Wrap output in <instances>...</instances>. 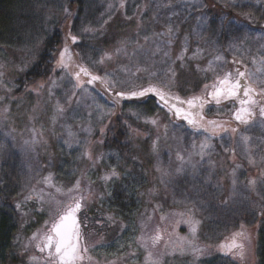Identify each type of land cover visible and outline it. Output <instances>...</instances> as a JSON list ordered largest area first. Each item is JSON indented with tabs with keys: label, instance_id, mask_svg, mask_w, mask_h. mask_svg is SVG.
<instances>
[{
	"label": "rangeland",
	"instance_id": "374dc122",
	"mask_svg": "<svg viewBox=\"0 0 264 264\" xmlns=\"http://www.w3.org/2000/svg\"><path fill=\"white\" fill-rule=\"evenodd\" d=\"M94 1L100 8L80 32L109 38L94 52L77 47L93 36L73 34L66 0H31L33 39L0 46V216L16 224L0 264H58L38 243L77 201L87 249L77 264H257L264 120L251 107L264 102V20L221 16L224 35L211 37L202 6L264 0ZM57 23L66 34L52 72L19 91ZM244 68L256 97L244 104L254 114L240 120L232 102L207 96L221 86L227 93ZM87 70L113 89L139 93L152 83L164 99L116 107Z\"/></svg>",
	"mask_w": 264,
	"mask_h": 264
},
{
	"label": "trees",
	"instance_id": "16d2710c",
	"mask_svg": "<svg viewBox=\"0 0 264 264\" xmlns=\"http://www.w3.org/2000/svg\"><path fill=\"white\" fill-rule=\"evenodd\" d=\"M66 1H67L68 16L72 20L70 29L73 31V34L83 40L88 36H93L92 38L93 41L87 44L77 43V47L81 48V46H84V48L82 49L87 48L88 51L94 52V47L96 45H101L99 43L100 38H102L103 43L108 41L109 38L108 37L106 38V34L102 35L101 37L95 36L96 34L95 35L94 34H88V35L82 34L80 32V26L90 21L91 19L94 18V16H96V11L98 10L99 4L96 5L94 0H66ZM210 6L211 8L208 9L207 6L204 5L202 6V9L207 11L205 12L207 13L209 17V22H208L209 28L206 33H209L211 37H221L222 35H224L223 31H224L225 22L223 23L221 20H220L221 22L219 21V18L221 16H224L222 18H226L225 16H229L230 18L232 17L233 20H235V23H237V20L242 21V22H247L246 21L247 14L250 15L253 19H255L253 20L254 22L251 20L252 23L249 21L248 22L249 24H254L256 22L259 23L260 21L264 20V4L261 5L260 2H257L256 4L253 2L235 3V4H232L231 7H228L230 6V4H228L227 6L220 4V7L215 6L213 4H211ZM30 7H31V0H0V46L6 45V44L7 45L13 44V46L16 45L15 47L20 48V44L23 43L24 40H26L28 37L29 39H33L34 37L33 28H29V26L27 25L28 21H30L29 20L30 15L28 12ZM215 7H217L216 11L213 10V8ZM239 11H242L244 13L239 12ZM236 14L239 16L238 17L239 19L237 20L236 18H234L235 16H237ZM186 20H189V19H186ZM61 24L62 23H57L53 27V29L48 34H46V36L44 37V40L42 41V44L39 50L37 51L36 59H32V62L30 63L29 67H27V69L24 72L23 79L21 78L22 84L19 88V91L22 89L24 85L23 83L35 81L41 77H45L49 75L52 72L53 65L58 58L59 46L62 42V39L64 38L66 34ZM183 25L187 26L188 25L187 21H184ZM164 32L165 30H163L161 33H164ZM218 32H221V34H219ZM231 60H235V59H231ZM77 62L79 63V61ZM233 69H236V67L232 69H228L226 72L234 74L235 72L232 71ZM241 72L245 73V76L238 77L237 79H233L232 84L228 87L229 90L232 88V85L235 84L237 80L240 81L241 85H247V86L251 85V81L247 75V68H244L243 70H241ZM98 76L99 75L97 73L96 74L91 73L89 70L85 72V77H87L88 83L89 82L91 83V87L97 90H102L103 93L107 96L108 102L110 104H113L116 107L118 106L121 107L131 102L134 103L135 101L139 102V104H142V105L146 104V106H151L153 101H154V104H155V101H157V95H159L157 94V92L147 93L143 97L133 96L132 93L137 91L136 88L134 91H131V92L127 89L125 90L113 89L109 85H106L105 83H103L102 79L101 80L99 79L100 80L99 81L97 79ZM94 77L96 79H94ZM193 81H194L193 87H197L200 84L199 78L197 79V77L195 78V76L193 78ZM200 81H202V79ZM100 82H102L103 84L100 85ZM149 87H155V86H153L152 83L151 84L149 83L147 86H145V89ZM219 87L220 86H218V88ZM155 88L158 90L159 93L161 94L163 93V91H161L157 87ZM180 89L184 92L186 90L184 86H183L184 90L182 89V87H180ZM219 89H223V92L219 96L216 95L217 89L214 92H208V95H209L207 96L209 98L208 103H211V104L222 103V102H227L230 104L233 103L232 104L233 106H237L236 107L237 115H239L241 119H244V120L247 119V118L245 119V116L248 115L249 117L250 114L251 115L254 114V111H252L251 108L257 107L255 114H257L260 118L264 120V114H262V111H261L263 109L264 102L259 101V98H258V101H259L258 105L253 106L248 110L244 106V104L255 99L256 97L255 94L250 92L247 97L244 96L243 87H242L237 95L230 96L228 95L229 90L226 93L224 87L221 86ZM138 90H140V88H138ZM120 93H123V95H118ZM148 97H150L149 99L151 100L149 104L147 102ZM142 101L145 102V104ZM170 109L173 110V108H170ZM198 114L205 115L204 113H198ZM182 116L183 117H178L179 119L177 120L185 122L188 114L186 112H183ZM119 137L120 138L124 137V133L122 132V130L119 132V134L117 133L115 135L113 134L112 137L111 138L109 137L108 139L117 140ZM114 147L121 148L122 146L116 142L114 143ZM7 177L10 181L13 180V177L9 176L8 174H7ZM9 218L10 217L5 216L3 214L0 216V250H3V251H5L9 247L11 243V239L14 236V233L16 232V224ZM10 222L12 224H10ZM259 241L260 242H259V248H258V263L257 264H264V236L262 240L261 234H259ZM187 258H180V259L185 260ZM180 262L181 261H178V263L176 264L190 263V262H187V263H182V262L180 263ZM199 264H233V262L230 259L226 260L223 258L220 259L218 257H211L209 259L201 261V263Z\"/></svg>",
	"mask_w": 264,
	"mask_h": 264
},
{
	"label": "snow or ice",
	"instance_id": "6c2138e0",
	"mask_svg": "<svg viewBox=\"0 0 264 264\" xmlns=\"http://www.w3.org/2000/svg\"><path fill=\"white\" fill-rule=\"evenodd\" d=\"M75 39V38H74ZM63 56V53H61ZM230 75V74H229ZM240 77H244L245 73H239ZM94 79H96L94 77ZM229 81L227 78L225 81H222L221 83H228ZM243 87V94L244 96H248L249 93L252 91L250 86L247 85H241L240 81L237 80L235 84L232 85V88L229 90L228 95L233 96L237 95L240 91V89ZM150 92H157V94L160 95L161 100L164 99L163 94L159 93L158 90L155 87H149L146 88L139 93H132L133 96H140L143 97L147 93ZM223 92V89H217L216 95L219 96ZM118 95H123V93H120ZM219 102V101H217ZM191 104L192 102L189 101ZM243 103V101H242ZM262 114H264V109L261 110ZM237 119H241V117L238 115L236 117ZM191 123V121H190ZM80 203L79 201L76 202L75 207L68 210V212L60 217V221L53 226V232L55 233V236L57 239L54 241L53 236L47 237V243L46 247H55V254L59 257L60 264H73V262L77 259L82 260L83 256L79 254V225L77 224L75 220V212L79 210ZM70 221L71 226H69L68 222ZM195 229H193L194 231ZM235 245H232L230 247H234ZM239 247L243 248V245H240ZM43 251V249H41ZM86 252L87 249H84Z\"/></svg>",
	"mask_w": 264,
	"mask_h": 264
},
{
	"label": "flooded vegetation",
	"instance_id": "af4514ba",
	"mask_svg": "<svg viewBox=\"0 0 264 264\" xmlns=\"http://www.w3.org/2000/svg\"><path fill=\"white\" fill-rule=\"evenodd\" d=\"M209 96V95H208ZM76 203H72L71 205H69L64 212L62 213H65V212H68L69 209L73 208L75 206ZM80 211H81V203H80V208L79 210H77V214L79 215V218H80ZM59 214V217L57 218V220L51 225V227L49 228L48 232L45 234V236L43 237V239L38 243V247L43 249V255H49V256H53L54 259H55V262H57L58 264H60V261H59V257L55 254V247H54V244H53V247L49 248V247H46V243H47V237L48 236H53V240L55 241L56 240V236L55 234L53 233L52 231V228H53V225L60 219L61 217V214ZM81 232H83L82 230V224L80 223V219H79V254L80 255H84V250L82 249L81 247V240H80V237H81ZM78 260H75L73 262V264H77L78 263Z\"/></svg>",
	"mask_w": 264,
	"mask_h": 264
},
{
	"label": "water",
	"instance_id": "95a60500",
	"mask_svg": "<svg viewBox=\"0 0 264 264\" xmlns=\"http://www.w3.org/2000/svg\"><path fill=\"white\" fill-rule=\"evenodd\" d=\"M74 207H75V206H74ZM74 207H73V208H74ZM66 213H67V212L62 213L61 216L65 215ZM74 215H75V220H76L77 224L79 225V216H78V214H77V211L75 212ZM59 221H60V219H59L56 223H58ZM56 223H55V224H56ZM68 224H69V226H71L70 221L68 222ZM53 226H54V225H53ZM52 231H53V228H52ZM53 233H54V232H53ZM54 234H55V233H54ZM56 239H57V237H56Z\"/></svg>",
	"mask_w": 264,
	"mask_h": 264
}]
</instances>
